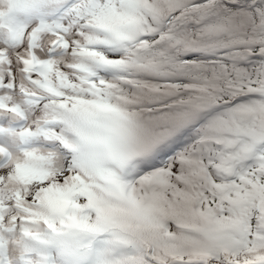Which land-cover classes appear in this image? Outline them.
<instances>
[{
  "label": "snow or ice",
  "instance_id": "6c2138e0",
  "mask_svg": "<svg viewBox=\"0 0 264 264\" xmlns=\"http://www.w3.org/2000/svg\"><path fill=\"white\" fill-rule=\"evenodd\" d=\"M0 264H264V0H0Z\"/></svg>",
  "mask_w": 264,
  "mask_h": 264
}]
</instances>
